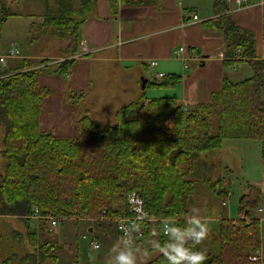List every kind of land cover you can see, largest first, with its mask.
Masks as SVG:
<instances>
[{
    "label": "trees",
    "instance_id": "trees-1",
    "mask_svg": "<svg viewBox=\"0 0 264 264\" xmlns=\"http://www.w3.org/2000/svg\"><path fill=\"white\" fill-rule=\"evenodd\" d=\"M18 1L0 0V43L5 21L24 13L14 9ZM40 1L42 13L28 12L42 18L31 24L28 43L48 35L68 39L61 49L63 58L54 62V72L66 75L81 53L82 23L97 0ZM227 9L225 0H215L217 16L208 24L224 36L226 62L236 57L248 61L251 76L225 78L208 101L187 109L174 97L149 98L147 82L136 99L117 109L113 125L103 127L85 114L77 119L79 132L74 136L40 126L43 100L51 89L40 85L39 75L53 59L23 55L3 67L0 62V161L5 160L0 168V216L23 220L27 232L8 228L12 241L0 264H46L49 257L58 261L57 246L46 236L52 217L113 223L120 213H131L127 198L132 192L158 218L139 222V228L162 244L167 238L161 218H173L183 226L184 217L192 214L197 184L210 181L213 168L205 152L220 148L226 139H258L264 158V58L257 55L255 32L236 22ZM180 80L181 75L170 74L154 83L175 85ZM225 181L220 176L210 184L211 193L222 201L228 196ZM261 196L257 186L249 185L240 198L242 217H202L211 229L197 248L205 253L206 264H254L249 254L261 242V220L254 214ZM34 215L39 217L33 219ZM89 229L87 233L98 238ZM25 238L31 248L20 252L14 245L22 246ZM146 264L166 262L159 253Z\"/></svg>",
    "mask_w": 264,
    "mask_h": 264
},
{
    "label": "crops",
    "instance_id": "crops-1",
    "mask_svg": "<svg viewBox=\"0 0 264 264\" xmlns=\"http://www.w3.org/2000/svg\"><path fill=\"white\" fill-rule=\"evenodd\" d=\"M18 2L26 6L24 0ZM225 2L228 5L227 11L233 14L236 22L255 32L257 55L264 58V0ZM28 12L11 15L3 24L0 54L8 52L11 48H18L20 56L27 55L32 59L44 57L30 49L36 42L32 45L28 43L31 24L42 21V18L29 15L33 12ZM195 14L198 15L197 18L194 17ZM215 16V0H117L115 5H112L111 0H97L96 8L82 23L81 53L76 55V62L70 73L66 74L68 79L65 75L54 72V62L60 59L49 62V68L39 75L40 85L51 89L50 94L43 100L41 129L52 130L59 135L78 134L79 102L67 101L66 97L70 93L77 98H83L91 93L95 65L99 67L101 64L100 73L103 80L105 75L117 83V94H132L138 97L144 88L143 78H146L147 87L150 86L153 91L149 95L146 89L149 98L170 96L174 97L177 103L190 106L208 101L212 92L221 88L225 78L242 80L251 76L253 70L248 61L236 57L232 63L226 62L224 36L208 24ZM181 45L187 48L184 56L177 53ZM16 57L9 58L8 63ZM151 60H156L157 64L151 66ZM42 65L44 64L39 66ZM3 66L1 63V67ZM170 74L181 75V80L175 85L154 83V80L160 81ZM243 74L248 75L244 77ZM109 86L112 85L103 82L100 92ZM237 154L240 160L238 165L245 169L246 175L245 180L235 182L238 183L239 189L237 213L233 216L227 209L228 199L233 196L234 201L235 194L231 191L234 180L225 176L228 196L222 201L224 212L211 214L214 217H242L240 198L249 190V185L257 186L261 190V198L264 196V164L259 165L261 171L258 172L252 167L254 162L251 161L256 159L258 154L263 158L261 143L255 142L254 139H226L217 151L205 152L204 157L207 162L216 159L217 165L221 164V169L223 167L227 170L233 162H230L228 157ZM208 215L210 214L204 216ZM260 220L261 243L264 244V218ZM75 227L65 224L61 229L64 237H61L62 240L66 239L72 233L70 238L76 246L78 245L79 260V238L83 237L78 235ZM89 230L91 235L101 237L102 240L104 237V242L101 240L102 247L108 242V232L101 236V231L97 232L95 227L91 226ZM66 245L70 246L68 243Z\"/></svg>",
    "mask_w": 264,
    "mask_h": 264
},
{
    "label": "rangeland",
    "instance_id": "rangeland-1",
    "mask_svg": "<svg viewBox=\"0 0 264 264\" xmlns=\"http://www.w3.org/2000/svg\"><path fill=\"white\" fill-rule=\"evenodd\" d=\"M54 3H56V0H52ZM73 2L77 3L78 0H72ZM22 2V1H21ZM21 2L19 5H14V9L20 10L22 12H33L32 14H40L43 12L44 4L40 0H24L26 2V6H22ZM39 16V15H36ZM42 40V41H41ZM68 43V39H60L58 36H45L40 41L36 42L35 45H33L35 48L33 49L34 52H37L40 55L44 56H50L53 60L56 59H62L63 58V51L61 50L66 44ZM43 57L36 58L35 60H40ZM245 64V63H244ZM98 67L95 65L94 68V76H93V85H92V91L88 96H85L83 98H77L75 95H72L69 93V95L66 97V100H72L79 104V108L77 111V116L81 117L82 115L88 114L95 120H97L103 127H109L113 125L116 121V111L117 109L127 104L128 102L134 100L137 95L132 94H117L119 86H117V83L115 81H111V79H108L104 75H101V64ZM246 65V64H245ZM247 66V65H246ZM251 70V68H250ZM244 77L248 74H243ZM68 79V75H65ZM103 82H108V84L112 85L107 87L104 91L100 92V89L102 87ZM110 82V83H109ZM148 94H152L153 91L150 90V86L147 87ZM121 91V89H119ZM2 136H3V129L0 125V145L3 144L2 142ZM254 141L261 143L260 140L254 139ZM218 150V149H217ZM214 150V151H217ZM213 152V151H211ZM238 154L234 155V157L229 156L228 160L231 162L230 168L227 170L222 167L221 164L217 165L215 160H211L209 163L212 166L213 170L211 171V178L209 182L204 183H198L197 188L193 197V203L191 208L199 209L200 216H204L207 214H218L223 213V203L220 198L215 197L211 192L210 184H212L218 177L220 176H229L230 178L234 180L233 185L231 186V191H234V201L233 196L232 198L228 199L227 202V209L231 213V215L235 216L237 213V193L239 192L238 189V180L243 181L246 178L245 169H241L238 165L240 160L238 159ZM234 158V159H232ZM238 159V160H237ZM4 159L0 161V168H4ZM252 167L256 169V171L260 172L261 168H259V165L264 164V159L261 157V154L257 155V158L252 159ZM221 163H223L221 161ZM219 173V174H218ZM222 173V174H221ZM225 177V178H226ZM228 178V177H227ZM227 185V184H226ZM221 206V207H220ZM5 221L9 222V225H7L8 222L5 223ZM65 224L67 225H75V229H77L78 235L83 237L84 234H88V228L93 226L98 231H101V236H103L104 232L109 233V237H107L108 242L104 243L103 247L96 251L94 249H91L88 247L86 243L88 241L85 238H79L80 243V253H79V260H77V246L70 238L72 233L69 235L70 237L64 238L62 240V237H64L61 233V229L64 228ZM38 223H34V226H37ZM60 225V226H58ZM58 225H52L51 229L48 231L46 236L52 240L57 246L56 252L58 253L59 259L58 261L55 260L53 257L47 258L46 264H108V258H109V250L112 247V245L117 241L119 238V233L117 230L116 222L113 223L109 222H103V220H97L95 218L89 217V218H80L76 219L74 217H67L62 219L61 222ZM262 225L264 227V220L262 221ZM15 227L17 230H20L21 232H24L26 235V227L24 224V221L17 218V217H11V216H0V261L2 258L8 254V249L10 247L12 237L9 234V227ZM58 226V227H56ZM62 236V237H61ZM98 237V236H97ZM101 238V237H100ZM98 239L101 241L102 238ZM106 238V237H105ZM103 237V242H104ZM156 242V237L146 236L143 241L141 242V246H137L140 249V253L138 254V259L141 257V255L145 252H147L146 256L142 257V264L148 263L150 260L154 259L159 252L150 250L153 243ZM70 244L69 247H67L66 244ZM14 248L21 251H26L31 248L29 240L25 238V241H23L22 246L18 245V243L14 245ZM11 251V250H10ZM79 261V263H78Z\"/></svg>",
    "mask_w": 264,
    "mask_h": 264
},
{
    "label": "clouds",
    "instance_id": "clouds-1",
    "mask_svg": "<svg viewBox=\"0 0 264 264\" xmlns=\"http://www.w3.org/2000/svg\"><path fill=\"white\" fill-rule=\"evenodd\" d=\"M191 213L184 217L183 226L171 218L162 221L161 232L167 239L162 244L154 242L152 250L159 252L166 264H206L205 253L197 248L210 235L209 222L200 216L199 209L193 208ZM139 231L138 224L121 226L123 235L110 248L108 264H142L147 252L138 259L140 249L133 243ZM92 247L99 251L101 245L95 242Z\"/></svg>",
    "mask_w": 264,
    "mask_h": 264
},
{
    "label": "built area",
    "instance_id": "built-area-1",
    "mask_svg": "<svg viewBox=\"0 0 264 264\" xmlns=\"http://www.w3.org/2000/svg\"><path fill=\"white\" fill-rule=\"evenodd\" d=\"M238 3L242 2V0H237ZM195 18L198 17L197 14L194 15ZM186 46L181 45L177 49V53L179 55L184 56L186 53ZM20 56V50L18 48H11L8 52L0 54V62L3 65L8 64V59L11 57ZM157 64L156 60H151L150 65L154 66ZM160 75H163V73H160ZM185 108L187 109L189 105L184 104ZM171 117H174V114H170ZM128 205H129V211L130 214H123L120 213L117 217H115V222L117 225L118 230L121 232V226L131 227L133 225H137L139 222H145L147 220H156L158 219L155 217L148 209L145 208L144 200L135 192H132L128 195L127 198ZM254 214L259 217L260 219L264 218V196L261 198L259 204L254 208ZM39 216L34 215L32 216L33 219H37ZM166 218H161V220H165ZM173 219V218H171ZM52 225H58L61 222V218L59 217H52L50 219ZM146 236L145 232L140 229L138 233L134 234V241L136 242L138 239H143ZM83 238H85L88 241V244L91 248L92 245L95 242H99L101 245V242L98 238L92 237L88 234H84ZM133 241V243H135ZM249 260L254 264H264V244L259 243L255 248L250 252L249 254Z\"/></svg>",
    "mask_w": 264,
    "mask_h": 264
},
{
    "label": "water",
    "instance_id": "water-1",
    "mask_svg": "<svg viewBox=\"0 0 264 264\" xmlns=\"http://www.w3.org/2000/svg\"><path fill=\"white\" fill-rule=\"evenodd\" d=\"M146 85V78H143L142 86L145 87Z\"/></svg>",
    "mask_w": 264,
    "mask_h": 264
}]
</instances>
